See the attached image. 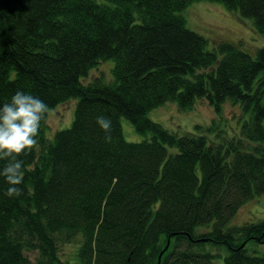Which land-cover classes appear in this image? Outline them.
<instances>
[{
	"label": "trees",
	"instance_id": "obj_1",
	"mask_svg": "<svg viewBox=\"0 0 264 264\" xmlns=\"http://www.w3.org/2000/svg\"><path fill=\"white\" fill-rule=\"evenodd\" d=\"M200 1L264 33V0H0V104L18 90L49 109L77 100L69 128L48 139L46 115L19 157V197L4 195L0 175V264H31L28 253L34 264H213L208 246L227 250L224 264H264L250 246L264 244V220L228 226L264 194V48L207 50L181 15ZM108 60L110 82H82ZM196 100L216 119L238 104L240 137L178 136L148 118ZM98 116L112 121L108 142ZM121 118L150 138L126 141ZM68 244L74 262L60 257Z\"/></svg>",
	"mask_w": 264,
	"mask_h": 264
},
{
	"label": "rangeland",
	"instance_id": "obj_2",
	"mask_svg": "<svg viewBox=\"0 0 264 264\" xmlns=\"http://www.w3.org/2000/svg\"><path fill=\"white\" fill-rule=\"evenodd\" d=\"M186 27L202 36L207 41V50L218 48L221 44L238 46L240 50L254 56L259 49L264 48V33H258L251 19L240 17L237 12H229L222 5L209 2H193L181 13ZM221 56L219 55L218 58ZM113 62L108 60L92 69L82 82L89 83L95 77L102 76L104 83L112 80L111 68ZM77 100L71 99L65 104H59L49 109L46 118L45 134L51 139L55 132L70 127ZM221 118L216 119L213 110L205 100H196L192 109L180 111L173 102H168L148 113V118L160 124L168 131L178 136L188 133L205 136L209 141L218 142L221 136L240 137L241 126L248 116L238 104L230 101L222 107ZM214 121V123H213ZM124 139L128 142L148 140L149 135L138 134L133 125L125 118L120 119ZM223 132V134H222ZM254 145V143H252ZM264 151V143L258 146ZM264 220V194L254 196L243 204L230 220L228 226H243L247 223H257ZM256 255L264 253V244H251ZM207 249L216 257L213 264H224L228 252L225 248L208 246ZM76 244H68L61 248L60 257L63 261L74 262ZM31 264H34V254H27Z\"/></svg>",
	"mask_w": 264,
	"mask_h": 264
},
{
	"label": "clouds",
	"instance_id": "obj_3",
	"mask_svg": "<svg viewBox=\"0 0 264 264\" xmlns=\"http://www.w3.org/2000/svg\"><path fill=\"white\" fill-rule=\"evenodd\" d=\"M49 111L48 105L29 92L18 90L7 103L0 104V160L7 163L0 169L8 185L4 195L16 198L22 194V155L30 153L38 144L41 122ZM96 124L105 133V141L111 140L112 121L109 117L98 116Z\"/></svg>",
	"mask_w": 264,
	"mask_h": 264
}]
</instances>
